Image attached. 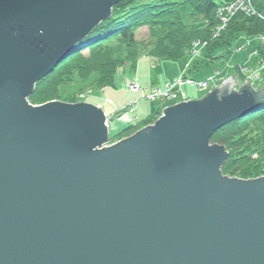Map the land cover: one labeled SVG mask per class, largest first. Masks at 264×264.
<instances>
[{
	"label": "water",
	"instance_id": "water-1",
	"mask_svg": "<svg viewBox=\"0 0 264 264\" xmlns=\"http://www.w3.org/2000/svg\"><path fill=\"white\" fill-rule=\"evenodd\" d=\"M122 0H0V264H264V178L224 177L233 81L111 148L105 114L28 99Z\"/></svg>",
	"mask_w": 264,
	"mask_h": 264
},
{
	"label": "trees",
	"instance_id": "trees-1",
	"mask_svg": "<svg viewBox=\"0 0 264 264\" xmlns=\"http://www.w3.org/2000/svg\"><path fill=\"white\" fill-rule=\"evenodd\" d=\"M235 1L123 0L113 9L110 20L97 26L51 75L36 85L30 103L37 105L52 100L60 85L71 81L75 75L82 79L92 77L100 89L113 87L117 70L126 62L139 59L149 49L154 58L176 62L186 56L193 42H202L205 44L202 56L194 59L190 73L198 74L201 67L211 71V66L223 63L232 55L239 35L264 38V19L260 18L264 16V0L249 2L257 14L249 16V13L236 12L215 37V31L226 16L225 12L219 16V12L228 11L226 7ZM143 27L150 31V39L140 42L136 40L135 31ZM255 52L259 60L264 61L263 43L256 45ZM207 75L209 73L204 79ZM261 76V82L257 80L256 83L257 90L264 88V73ZM211 143L224 146L228 151L222 168L224 174L239 173L240 180L258 176L264 168V97L244 119L215 133ZM254 154L261 158L259 162H253Z\"/></svg>",
	"mask_w": 264,
	"mask_h": 264
},
{
	"label": "rangeland",
	"instance_id": "rangeland-1",
	"mask_svg": "<svg viewBox=\"0 0 264 264\" xmlns=\"http://www.w3.org/2000/svg\"><path fill=\"white\" fill-rule=\"evenodd\" d=\"M228 6V13L222 18V25L215 31V37L219 36L236 12L247 15L249 13V16L255 13L248 0H236ZM220 14L219 12V16H221ZM260 18L264 19V16ZM149 32L145 27L138 29L135 31L136 40L141 42L150 39ZM258 43L264 44V38L259 40V38H247L245 35H239L232 47V55L227 60L211 66V71L201 67L198 74H192L190 70L194 59L202 56L205 47L202 42L200 44L193 42L186 56L176 62L154 58L149 49L144 51L139 59L128 61L117 70L113 87L100 89L97 87V83L92 81V77L82 79L75 75L71 81L60 85L57 95L52 100L42 101L37 105L30 104L38 107L45 103L60 102L69 105L87 104L100 109L106 117L108 142L99 150L111 148L130 139V135L138 134L140 131L154 126L163 117L164 109L172 108L178 102L183 104L191 100H201L229 80L233 81V90L239 92L242 86L250 84L252 76L264 69V61H258L259 57L255 52ZM83 52L88 53L87 50H83ZM258 63L261 64L260 67L256 66ZM239 65L248 67V69L241 70V72L245 70L247 77L240 74ZM208 73L209 76L207 75L204 79V75ZM129 127H131L130 131L120 134ZM260 159L257 154L252 156L253 162H259ZM238 175L239 173L237 175L223 173V176L231 179H240ZM261 178H264V168L261 169L258 176L242 180L252 181Z\"/></svg>",
	"mask_w": 264,
	"mask_h": 264
},
{
	"label": "bare ground",
	"instance_id": "bare-ground-1",
	"mask_svg": "<svg viewBox=\"0 0 264 264\" xmlns=\"http://www.w3.org/2000/svg\"><path fill=\"white\" fill-rule=\"evenodd\" d=\"M248 1H249L250 3H251V1L253 2V0H248ZM224 8H225V7H224ZM226 8H227V10H229V7H226ZM224 12L227 13L228 11L224 10V11H222V12H220V13H224ZM255 13L257 14V12H255ZM71 54H72V53H71ZM258 61H260V60H258ZM260 62H261V61H260ZM256 66H259V67H260L261 64L258 63V64H256ZM239 67H240V70H239V71H240V74H242L243 77H247L248 75H247V73L245 72V70L242 71V72H241V70H243L244 68H245V69H248V67H247V66H244V65H239ZM239 67H238V68H239ZM252 69H253V68H252ZM263 73H264V69H263V71H259V72H257L254 76L251 77L250 85H251V87H252L255 91H257V88H256V86L258 85V84H256V83H257V80H259L260 78H262L261 75H262ZM187 80H189V78H187ZM32 96H33V95H32ZM32 96H31V97H32ZM31 97H30V98H31ZM28 101H29V103H30V99H28ZM223 128H224V127H223ZM218 131H219V130H218ZM218 131H217V132H218ZM217 132H216V133H217ZM214 135H215V134H214ZM214 135H213V136H214ZM213 136H212V137H213ZM212 137H211V139H212ZM211 139H210V141H209V142H210V147H212V146H218V144H212V143H211ZM219 146H221V145H219ZM226 153H227V159H228V155H229V154H228L227 149H226ZM227 159H226V160H227ZM226 160H225V162H224L222 168L224 167V165H225V163H226ZM222 174H223V172H222ZM224 177H225V176H224ZM252 181H254V180H252Z\"/></svg>",
	"mask_w": 264,
	"mask_h": 264
}]
</instances>
